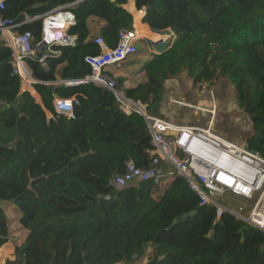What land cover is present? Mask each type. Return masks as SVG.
Listing matches in <instances>:
<instances>
[{"label": "trees", "instance_id": "1", "mask_svg": "<svg viewBox=\"0 0 264 264\" xmlns=\"http://www.w3.org/2000/svg\"><path fill=\"white\" fill-rule=\"evenodd\" d=\"M127 1L5 0L0 16L15 23L77 2L70 9L75 24L68 29L74 46L53 47L57 55L45 58V68L37 59L26 60L43 107L21 92L9 64L11 49L0 40V202L19 210L18 223L27 231L15 260L5 264H130L143 259L148 247L152 254L146 264H264V232L228 214L216 218L213 207H199L181 176L162 194L152 183L113 189L110 180L128 161L149 167L146 151L152 146L144 119L123 114L113 94L92 83H54L62 64L61 80L90 73L84 59L100 50L89 36L88 18L104 21L98 36L109 48L116 46L119 31L132 28L133 18L123 8ZM134 3L137 11L145 9L143 24L171 39L143 65L146 81L125 89L124 96L146 105L155 117L165 82L184 72L194 80L202 56L217 46L229 54L217 77L230 83L251 122L247 148L264 158V0ZM127 9L137 23L141 14ZM25 31L38 44L41 19L18 28ZM74 96L79 104L73 118L56 116L54 98ZM8 237V218L0 207V249Z\"/></svg>", "mask_w": 264, "mask_h": 264}, {"label": "built area", "instance_id": "2", "mask_svg": "<svg viewBox=\"0 0 264 264\" xmlns=\"http://www.w3.org/2000/svg\"><path fill=\"white\" fill-rule=\"evenodd\" d=\"M4 7L5 0H0V11ZM43 16L30 18L25 15L20 23L0 16V38L11 49L9 64L12 75L20 79L21 85L28 83L26 91L24 88L21 92H28L31 96L35 94L32 89L36 82L31 78L26 60L37 59L45 68V58L57 55L53 47H73L75 44V36L68 34V29L75 24L71 12L57 10ZM36 18L41 19V40L34 46L32 34L29 31L20 33L18 28ZM61 26H65V30L57 31ZM142 32L138 27L134 28L132 23L131 29L119 31L117 44L113 48H109L102 37H95L94 43L100 52L84 59L90 73L84 79L63 82L66 87L92 83L110 91L119 111L127 116L136 113L147 125L152 146V150L146 151L150 157L149 167L142 169L128 161L123 173L112 178L109 185L115 190L140 183H152L158 188L162 185L169 187L175 174L181 176L195 193L199 207H213L216 218L228 214L264 232V158L258 152L250 151L245 141H229L217 135L212 123L205 127L176 125L150 116L146 105L125 97L118 88L117 80L110 70L121 69L129 58L136 55L139 42L145 40L154 47L159 44L153 43ZM152 32L164 37L160 44L170 40L165 31ZM40 44H43L41 50L38 48ZM38 52L43 53L37 57ZM78 104L75 96L55 97L52 102L56 116L68 119L73 118V109ZM230 201H238V204H230Z\"/></svg>", "mask_w": 264, "mask_h": 264}, {"label": "rangeland", "instance_id": "3", "mask_svg": "<svg viewBox=\"0 0 264 264\" xmlns=\"http://www.w3.org/2000/svg\"><path fill=\"white\" fill-rule=\"evenodd\" d=\"M142 34L145 33L142 32ZM146 37L152 39L153 43H162L161 40L164 38L162 35L156 36L151 32ZM164 46L157 48L140 42L138 49L146 59H150L154 52L162 50ZM228 59V53L214 46L206 52L204 57L202 56L203 67L194 80L189 79L184 72L166 81L162 101L155 117L176 125L205 127L212 123L214 132L222 138L234 142L245 141L246 136L251 132V122L243 110L237 106L230 83L225 78L217 77V72ZM175 176L174 174L173 177ZM168 188V185H162L158 188L159 193L162 194ZM238 201H230V204H238ZM0 207L8 218L9 228L8 242L0 249V264H5L6 261L15 260L13 259L15 249L23 244L25 237L18 223L19 210L12 203L0 202ZM151 254L152 248L148 247L143 259L130 264H146L147 257Z\"/></svg>", "mask_w": 264, "mask_h": 264}, {"label": "crops", "instance_id": "4", "mask_svg": "<svg viewBox=\"0 0 264 264\" xmlns=\"http://www.w3.org/2000/svg\"><path fill=\"white\" fill-rule=\"evenodd\" d=\"M79 2V1H78ZM77 3V2H76ZM75 3V4H76ZM70 5V4H69ZM69 5H63V6H57L56 8L50 10V11H57V10H61V11H68V12H71L70 9L71 7H69ZM126 6V7H125ZM123 6V8L133 16V14L130 12L129 9H127V7H130V8H133L135 9L136 12H139L141 15L138 19V22L135 23V19L133 18V25H134V28L138 27L140 32L141 31H144V33L146 34V36L149 34V31L152 32L154 30H151L147 27H145V24L143 25L141 23V19L142 17L145 15V9H142L140 11H137L136 10V7H135V3H134V0H128L127 1V4ZM50 11L46 12L44 14L43 17H45L47 15V13H49ZM38 19V18H36ZM36 19H33L36 20ZM43 19V18H42ZM87 27H88V30H89V36L91 39H93L94 37H97L99 34H100V31L105 27V22L102 21L101 19H98L96 17H90L88 18L87 20ZM148 30V31H147ZM170 39H171V35L168 33V32H164ZM144 34V36H145ZM71 36V35H70ZM0 40H2L0 38ZM144 42L145 44L149 45L150 43L148 41H142ZM140 44V42H139ZM165 44H156V47L157 48H160L161 46H164ZM7 46V45H6ZM8 47V46H7ZM140 53V54H139ZM156 53V52H154ZM149 59H146L142 52H139L134 55L133 57H131L128 62L124 63L122 68L119 69V70H110L111 73L113 74V76L116 78L117 82L120 80L121 83L119 82V84L121 86H119V89L120 91L123 93V91L125 89H128V88H134L136 87L138 84H141L143 82L146 81V77H145V74L144 72L142 71V67L143 65L148 61ZM65 66V64H62L60 66L57 67L56 69V81L54 82L56 85H63V82L65 81H68V80H61L60 77H59V74L61 72V69ZM64 86V85H63ZM66 87V86H65ZM23 85H21V90H23ZM26 91V88L24 89ZM34 90V89H32ZM20 214V212H19ZM19 218H20V215H19ZM19 220V219H18ZM23 232H24V237H26L27 235V231L22 229ZM25 239V238H24ZM3 248V247H1ZM150 257V255L147 257V261L146 263L148 262V258ZM13 259H15V257H13Z\"/></svg>", "mask_w": 264, "mask_h": 264}, {"label": "water", "instance_id": "5", "mask_svg": "<svg viewBox=\"0 0 264 264\" xmlns=\"http://www.w3.org/2000/svg\"><path fill=\"white\" fill-rule=\"evenodd\" d=\"M69 7H71V5H70ZM38 48H39V50H41V49L43 48V44H40ZM33 97L35 98L36 102H37L39 105H41V106L43 107L42 102H41L39 96H38L36 93L34 94ZM18 100H19V98L16 99L14 105L17 104ZM43 109H44V108H43ZM46 114H47V117L50 118L51 114H50L49 112H46ZM194 213H195V212H191V213H189L188 215H185V217H187V216H192V215H194Z\"/></svg>", "mask_w": 264, "mask_h": 264}, {"label": "bare ground", "instance_id": "6", "mask_svg": "<svg viewBox=\"0 0 264 264\" xmlns=\"http://www.w3.org/2000/svg\"><path fill=\"white\" fill-rule=\"evenodd\" d=\"M65 30V26H61V28L59 29V30H57V31H60V32H62V31H64ZM198 109V108H197Z\"/></svg>", "mask_w": 264, "mask_h": 264}, {"label": "clouds", "instance_id": "7", "mask_svg": "<svg viewBox=\"0 0 264 264\" xmlns=\"http://www.w3.org/2000/svg\"><path fill=\"white\" fill-rule=\"evenodd\" d=\"M76 3V2H75ZM75 5V4H74Z\"/></svg>", "mask_w": 264, "mask_h": 264}]
</instances>
